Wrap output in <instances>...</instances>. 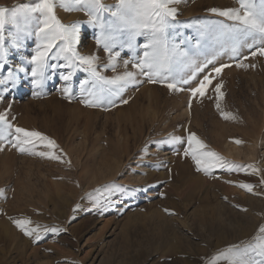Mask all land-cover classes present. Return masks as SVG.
Returning <instances> with one entry per match:
<instances>
[{
  "label": "rangeland",
  "instance_id": "obj_1",
  "mask_svg": "<svg viewBox=\"0 0 264 264\" xmlns=\"http://www.w3.org/2000/svg\"><path fill=\"white\" fill-rule=\"evenodd\" d=\"M40 2L0 0V6L35 7ZM101 3L104 10L97 14L98 22L89 23L93 19L89 6L76 0H53L61 24L79 25L71 48L81 56H97V71L103 77L136 72L132 64L142 58L145 38L138 36L134 49L121 47L127 30L118 31L120 22L108 11L115 10L118 0ZM173 7L177 16L168 29L172 43L197 63L215 56L205 72L221 64L232 65L215 77L213 85L223 84L221 109L235 119L226 120L217 110L213 88L204 98L193 99L190 91L173 92L147 82L145 76H138L141 83L128 85L109 103L108 90L119 85L97 81L86 65L75 61L71 50L52 58L64 41H57L49 53L48 64L55 67H49L37 85L38 78L31 75L35 65L30 61L41 43L38 30L45 14H28L27 26L15 45L16 29L5 25L0 114L7 115L13 132L22 127L55 140L56 154L62 160L21 153L9 142L13 136L0 141V264H231L238 251L264 242L257 239L264 237L259 232L264 227V57H252L242 47L241 56L231 59L230 51H220L218 44L201 35L203 25L232 24L210 9L238 8V0H181ZM20 23L24 26L23 17ZM101 24L105 35L116 36L112 51L120 55L115 70L108 66V53L96 43ZM63 57L73 59L72 67L64 66L68 60ZM240 60L249 67H237ZM21 67L24 72L19 71ZM8 72L13 73L12 79H7ZM68 73L71 79L65 81ZM66 87L71 89L70 97ZM89 93L103 94L104 102L99 107L86 106L84 101L93 98ZM189 133H195L208 146L206 150L238 167L231 171L217 167L205 174L197 170L191 156L184 155L186 143H162L172 136L186 140ZM33 151L52 150L37 142ZM243 184L252 185V191ZM220 202L229 205L234 227L242 222V238L209 248L198 236L207 234L201 211L210 221L212 206L217 209ZM207 207L212 212H206ZM23 219L32 222L29 228L40 229L39 240L35 233L25 235L14 223ZM185 222L191 227L185 228ZM53 228L58 231H48ZM181 234L211 251L198 254L187 249ZM232 246L237 247L227 253ZM246 259L249 264H264V255L251 249Z\"/></svg>",
  "mask_w": 264,
  "mask_h": 264
},
{
  "label": "snow or ice",
  "instance_id": "obj_2",
  "mask_svg": "<svg viewBox=\"0 0 264 264\" xmlns=\"http://www.w3.org/2000/svg\"><path fill=\"white\" fill-rule=\"evenodd\" d=\"M180 2L181 0H118L114 11L108 9L120 22L118 31L122 32L125 29L127 30V40L121 43V47L127 46L130 49H134L136 46V38L138 36L145 38V42L142 44V58H137L132 64V67L137 71H126L114 79H107L97 71V60L99 59L97 56H81L71 48V45L75 44L77 40L79 25L66 27L61 24L55 16L53 0H41L35 7L20 5L10 9L5 6H0V69H2L5 57V25L10 24L15 27L16 32L13 34V44L15 45L19 34L27 26L28 14L41 12L45 14L43 26L39 27L38 30L41 43L36 49L35 56L30 61V63L35 65L31 70V75L38 78L35 81L37 85L43 82L45 73L49 67H55V65L48 64L49 53L53 48L57 47V41H64L63 46L52 54V58L61 57L64 52L71 50L75 61H78L80 65H86L85 70L89 71L97 81L109 85H119V88L116 90H108L109 103H114L111 97L118 98L128 85H138L141 83L142 81L137 79L138 76H145L147 77V82L160 84L173 92L190 91L193 99L197 97L204 98L208 90L213 88L216 93L217 110L221 111L224 119H235L234 116L223 112L221 109L220 101L224 99V92L222 91L223 84L217 83L213 85L215 77L221 76L224 70L232 67V65L221 64L205 72V69L214 63L215 56L212 59H205L202 63H197L189 57L187 51L181 50L178 44L172 43L169 40L168 29L174 26L172 21H175L177 16V8L173 7V5L179 4ZM76 3L89 6L90 14L93 17L89 23L98 22L97 14L99 11L104 10V5L101 3V0H76ZM238 3V8H228L225 10L218 8L210 9L213 14L224 17L233 23H222L218 26L203 25L201 26V35H207L211 41L218 44L220 51H230L231 59L237 60L241 56L242 47L249 49L252 57H264V0H238ZM21 17L25 21L24 26L20 23ZM100 27L102 31L101 35L96 39V43L101 45L103 50L108 53L110 62L108 66H111L115 70V61L120 55L119 52L113 53L112 51L116 47V36L105 35L103 32V24ZM257 43H259V47L256 46ZM63 58L68 60V63L64 66L72 67L73 59L69 57ZM248 58V56L243 57L245 60ZM124 63L127 66L128 61ZM236 66L241 68L249 67L242 60ZM185 69L190 70L187 75L183 74ZM19 71L24 72L25 69L21 67ZM200 73L205 74L202 78L198 79ZM213 73H215V76H213ZM71 76L72 73H68L63 76V79L68 81L71 79ZM12 77L13 73L8 72L7 79H12ZM193 81H196L195 85H193ZM4 82V79H0V84ZM184 85L190 87L186 89L183 87ZM64 91L69 97L71 96L70 88L66 87ZM89 95L93 98L84 101L86 106L99 107L104 102L105 97L103 94L97 95L95 93H89ZM123 103L127 104L128 101L123 100ZM189 107H191V102L189 103ZM0 124L4 126L0 130V141H4L8 136H13L14 141L9 142L21 153L27 152L48 159L62 160L61 155L56 154L55 150L59 148V145H57L55 140L50 139L39 131H30L22 127H15L13 132V125L9 123L6 114H0ZM37 142L52 151H33ZM234 142L237 144L242 143L239 140ZM162 143H186L187 148L184 150V155L186 157L191 156L197 166V170L205 174L210 175L211 170L217 167L227 168L230 171L238 167L231 165L218 153L206 150L208 146L195 133H189L186 140L180 136H172L169 140L163 141ZM249 167L252 166L250 165ZM253 170L258 171L256 169ZM240 186L246 188L249 192L252 191V185L243 184ZM14 223L25 235L33 236L35 233L36 240L41 238L39 228L28 227L32 223L30 220H15ZM48 231L57 232L58 230L53 228ZM259 232L264 234V227H260ZM257 239L264 241V237H258ZM235 247L237 246H232L227 249V253H233V248ZM249 249L264 255V242L249 245L242 251H238L234 255L231 264H249V261L246 259Z\"/></svg>",
  "mask_w": 264,
  "mask_h": 264
},
{
  "label": "bare ground",
  "instance_id": "obj_3",
  "mask_svg": "<svg viewBox=\"0 0 264 264\" xmlns=\"http://www.w3.org/2000/svg\"><path fill=\"white\" fill-rule=\"evenodd\" d=\"M82 33H83L82 36H84L86 34L85 30H82ZM190 181L191 180L187 181L188 187H191ZM228 206L226 204H223L220 202L219 204L216 205L217 209L215 208V206H212V208L214 207V209H215V210L213 209V212H212L211 207H207L209 209L205 210V211L209 213V210L211 209L210 211L212 212V215H214L213 217L210 218V221L205 219L206 216H207V218H209L210 216L208 217V215L203 214V213H205L204 211L203 212L201 211V214L203 216V217H201L203 229L206 230L207 234H206V236L205 235L202 236V235L198 234V236L202 240V242L204 241L206 244L209 245V248L212 247V245H214V247H215V245L216 246H218L219 244L221 245V243L222 244H228V242H230L231 239L233 240V237L242 238V230L240 229V225L242 224V222H240V225L238 223L237 228H236V226L235 227L233 226L232 220L230 219V217H228V211H229ZM195 214H199L198 211H195ZM196 216H198V215H196ZM217 221H218V224H216ZM161 224H162V222H161ZM188 224H189L188 222L184 223L185 228H187L186 226H189ZM202 224H200V225H202ZM193 225H195V224H193ZM189 227H191V226H189ZM231 228H233V229H231ZM181 235H183V234H181ZM213 237H216L215 240L217 242H214L212 240ZM181 241H182V244L187 247V249H193L198 254L199 253L201 254V252H205L207 250L211 251V250L206 249V248L202 249V246L199 244V242H195V241L191 240V238L189 236H186V235L181 236Z\"/></svg>",
  "mask_w": 264,
  "mask_h": 264
}]
</instances>
